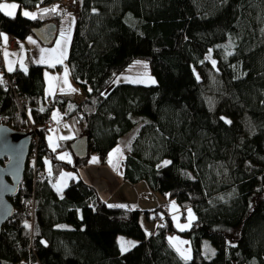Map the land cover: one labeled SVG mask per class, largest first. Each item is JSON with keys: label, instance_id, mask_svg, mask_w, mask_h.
I'll return each mask as SVG.
<instances>
[{"label": "trees", "instance_id": "1", "mask_svg": "<svg viewBox=\"0 0 264 264\" xmlns=\"http://www.w3.org/2000/svg\"><path fill=\"white\" fill-rule=\"evenodd\" d=\"M16 1L62 6L35 20L0 11V33L18 40L38 38L35 31L47 22L58 30L70 10L63 0ZM77 1L66 63L85 92L82 102L46 93L50 66L31 60L27 71L0 73V122L32 132L37 173L46 174L42 179L26 166L0 234V264H264V0ZM138 59L156 83L111 87ZM56 106L76 135L53 151L45 121ZM135 127L124 147V179L145 181L177 204L175 211L163 202L144 210L156 222L151 234L141 208L109 207L119 204L102 199L78 173L62 194L52 184L62 169L77 172L92 154L106 162ZM83 134L88 154L74 155L73 164L59 159L58 151ZM188 209L195 219L181 230L173 215L186 220ZM118 234L138 242L123 252L113 240ZM169 234L190 239L191 260L181 258ZM206 241L215 255L205 251Z\"/></svg>", "mask_w": 264, "mask_h": 264}, {"label": "rangeland", "instance_id": "2", "mask_svg": "<svg viewBox=\"0 0 264 264\" xmlns=\"http://www.w3.org/2000/svg\"><path fill=\"white\" fill-rule=\"evenodd\" d=\"M1 2L2 3H16L18 5V7L20 6L19 2L16 1V0H2ZM18 7H17L16 10H14L15 13L17 12ZM21 7H22L23 11L25 10V11H28V12H38L39 9L44 8L41 5H39V8H37V7L36 8L35 7L29 8V7H25V6H21ZM67 13H71L72 15L71 16L65 15V17H63L64 19L59 24L58 33L55 36V39L53 40L52 43H49V44L40 43V46L36 50H34V52H33V50L32 51H29L28 50V52L32 53L30 56L33 57V61L35 63H38L37 61L40 59L41 49H51V48H54L56 46V41L60 40V33L67 31L71 27V39H70V43L68 45V50H67V56H68L69 51H70V46H71V40H72V37H73V34H74L76 16H75V14H74V12L72 10H67ZM47 16H48V14L47 15H44L42 17H47ZM72 17H75L74 23L72 21ZM30 37L33 38L34 40L38 41L36 39V37H34V35L33 36H30ZM14 41H15L14 39H13L12 42L9 40L10 44H14L15 43ZM0 46L2 47L1 42H0ZM19 50H21V48ZM5 52H7V51H5ZM5 52H4V54H5ZM10 52H12L11 55L14 54L13 51H10ZM7 53H9V51ZM34 55L37 58V60L34 58ZM11 58H12V60H14V59H17V56H16V58H13V56ZM66 59L64 60V64H62V67L60 69L61 70L62 78H63V75H64L65 66L67 67L68 74L70 75V71H69L68 65L66 63ZM138 61L141 62V63H137ZM22 65H23L22 67L24 68V64H22ZM47 68H49V67H47ZM47 68L45 67V69H46L47 72H52V71H49ZM62 78H61V81H62ZM149 78H154L155 79V77L150 73V71H149V69L147 67L146 61L144 59H138L134 64H132L131 66L125 68L123 71H121L120 73H118V75L114 79L113 84L111 85V87L113 85L119 83V82L138 83V82H133V81H138V80H143L144 81L143 83H140V84L149 85V84H151L149 82ZM71 80L73 81L72 77H71ZM61 84H62V82H61ZM52 111L58 113V117L56 119H54L53 118V115H52V119L59 126V128L61 130L60 132H61L62 135H69V134H71V132H74L73 131L74 128L71 125V122L69 120H67L63 116L62 111L60 110V108L58 106L54 107V109ZM56 124H55V126H56ZM136 130H137V127H135L132 131H130V133H128L127 135H125L122 138V141L119 143V145L117 147H119L122 150H124V147L128 143L127 140H129V139L132 138V136L134 135V133L136 132ZM74 135H75V133H74ZM64 137H70V136H64ZM63 149L64 148H62V149H60L58 151V153H57V156L58 157L60 156V154L67 153ZM68 152H70V151H68ZM92 158L90 156L89 162L91 161ZM46 160L47 161H50L49 159L45 158V161ZM30 161H31V159H28L27 160V165L26 166L30 165V163H31ZM66 161H68V160H66ZM45 169L48 171V164H46V163H45ZM51 169H52V172H53V166H52V164H51ZM48 173H49V171H48ZM61 173H70L71 174L70 177H67L66 178L67 184L69 183L70 179L76 175V171L73 170V169H70V168H64V169H62L58 173L57 177L54 180H52V184H53V186H54L55 189H56L57 183L60 181V174ZM62 189H64V187H62ZM130 189H131V191L128 192V193H127V190L128 189L126 188L122 192H119L118 194H116L115 196H113V198L111 200H109V201L106 200V201L108 203H112V204H118V201H120V202H124L125 201V204L124 205H127V206H129L131 208H134V207L141 208L142 209V212L140 214V222H141V224H142V226L145 229V231H146L147 234H151L152 233V231L154 230V226H155V223L156 222H153L152 220H149L148 219V217L146 216V214L144 212L145 209H153L157 205H159V203H161V202L166 203V205L170 208L171 211H175L174 208H173V202L175 203V208H177V204H176V202H175L174 199L171 198L172 202H169L168 200H169L170 197H165V196H163L159 192H155V191H152L151 189H149L148 191L153 192L154 194L152 195L150 193L152 195L153 199L152 198L147 199V198H145V197H147V195H144L145 194L144 193L145 190H141L139 188H137V189L136 188H134V189L133 188H130ZM125 194L127 196L126 198L123 197ZM165 200H167V201H165ZM192 213H194V212L192 211ZM186 216H187V219L186 220H182L180 218L179 214H174L173 215V217H177L178 218V220H175V223L178 222L181 225L188 223V212H187ZM117 236H118L117 237V241H118L119 245H120V242H121V238H123L124 241L133 242L134 245L138 242V240L135 239V238H133V237H128V236H125V235H122V234H118ZM169 237H176V238H178V241H187L188 243L183 244V245H179V246L181 248H185V249H189L190 248V250H191V256H192V246H191L190 239L185 238V237H182V236H180L178 234H169V236H168V241L169 242H170ZM178 241H171L170 244L173 246V244H177ZM206 245H207V247H210V248L213 249V245L206 241L204 243V249H205V251L207 250ZM130 248L131 247H129V249ZM208 254L211 255V253H208ZM236 264H241V263H236ZM250 264H258V263H257L256 260H252Z\"/></svg>", "mask_w": 264, "mask_h": 264}, {"label": "crops", "instance_id": "3", "mask_svg": "<svg viewBox=\"0 0 264 264\" xmlns=\"http://www.w3.org/2000/svg\"><path fill=\"white\" fill-rule=\"evenodd\" d=\"M1 1L2 0H0V3H2ZM54 5H59L60 9H62V6L59 2L49 3V4H45V5H41V6L44 8H51ZM17 11H20L22 13L23 9H22L21 5L18 7ZM49 15H51V14H48V16ZM65 15H67V12H65ZM65 15H64V17H65ZM63 19L64 18H62V20ZM62 20H61V22H62ZM58 29H59V27H58ZM57 33H58V30L56 31V35H57ZM3 34H6V33H3ZM6 35L8 37L6 45L4 44L3 39L0 38V42L2 44V47L0 46V51L2 52L3 62H4L6 70L8 71L9 61L12 62L11 66H12L13 70L16 68H19V69H25L26 68L27 69L29 62L31 60L33 61V57L30 56L32 53L28 52V50L29 51L33 50V52H34V50H36L40 46L41 41H36L32 38V40L36 41V43H31L28 41V39H27L28 37L25 38L24 40H21V41L14 38L15 43L10 44V42H9L10 36L8 34H6ZM36 39L40 40L39 38H36ZM20 48H21V50H19ZM3 51L4 52L9 51L10 56L6 57ZM10 51H13L14 54L11 55L12 52H10ZM12 56H13V58H16V56H17V59L12 60V58H11ZM34 58L37 60L35 55H34ZM22 64H24V68L22 67ZM43 65H46V64H43ZM46 66H49V65H46ZM47 69L49 71H52V72H47L46 69L44 70V78H45V86H46V93L47 94L49 93V83H48L49 76H55V77L60 78L57 81L53 82L54 84L57 85V87L55 89V95L63 97L64 99H69V100L77 102V103H80L85 99V92L83 91V88H81L74 80H73L74 81L73 82L71 80V76L69 74H68L69 83L72 85L73 88L78 89V91H76V92H71V91L61 92L59 90V88L64 86L61 84V82H62L61 81L62 75H61V70H60L61 68H50L49 67ZM45 73H48V76H46ZM53 112L54 111L51 112V116H52ZM60 131L61 130H60L59 126L56 124V126H54V128L51 130L50 134L48 135L47 142L51 148H52V146L49 143V139H48L49 136H51L53 138V140H57V138L61 137V136H63V137L64 136H70L72 138V137H75V135H76V134L74 135V133H75L74 130H73L74 132H71V134H69V135H62ZM63 140L64 139H60L57 142L60 143ZM114 149H116V148H114ZM63 150H65L69 154L70 162H71V164H73L75 158H74V154L71 151V148L65 147ZM113 150L111 151V153H113ZM68 151H70V152H68ZM124 153L125 152L123 150V155H124ZM96 155L97 154L91 155V158L92 157L98 158L97 162H93V158H92L91 161L88 162L86 165L78 167L76 173H78L84 181L92 184L96 188L99 196L102 199L109 201L113 198V196H115L119 192H122L126 188L128 189L127 193L131 191L130 188H133V189L139 188L141 190H145L146 192L144 191V193L147 194V196L154 194L153 192L148 191L150 188L146 182L141 180V181L133 183V182H129V181L124 179V177L122 175V167H123L122 159H119L118 167H114L113 164L109 163V155H108L106 162H102L101 159L99 158V156L98 155L96 156ZM65 160H67V159H65ZM115 161H116V158H114V163H115ZM63 190L64 189H62V191H60V192H58L57 190L56 191L59 194H62ZM123 197L126 198L127 197L126 194ZM152 199H153V197H152ZM118 204L124 205L125 201L124 202L118 201ZM117 237L118 236L115 235V237L113 238L115 243L118 242Z\"/></svg>", "mask_w": 264, "mask_h": 264}, {"label": "snow or ice", "instance_id": "4", "mask_svg": "<svg viewBox=\"0 0 264 264\" xmlns=\"http://www.w3.org/2000/svg\"><path fill=\"white\" fill-rule=\"evenodd\" d=\"M18 7V5L16 3H0V11H3L4 14H6L9 17H13L15 16V11ZM37 8H39V5H37ZM61 9L59 7V5H54L51 8H42L39 9L38 12H28V11H22V15L25 17H28L30 19H37L38 16L42 17L44 15L47 14H56L58 12H60ZM93 11L95 12L96 9H93ZM68 16H71V13H67ZM72 21L74 23L75 21V17H72ZM0 38L3 39L4 44H7V35L0 33ZM29 42L31 43H36V41L32 40L31 37L27 38ZM70 39H71V27L65 31V32H61L60 33V40L56 41V46L54 48L51 49H41V54H40V59L37 61L40 64H46L49 65L50 67L55 68L58 64H64V60L67 58V50H68V45L70 43ZM231 54V53H229ZM10 54L5 52V56H9ZM213 65L216 64L215 60L211 61ZM11 61H9V67H8V71H13V68L11 66ZM137 63H141V62H137ZM23 66V65H22ZM25 71H27V69H24ZM46 76H48V73H45ZM197 78H199L197 76ZM58 79H60L59 77H55V76H49V95L54 96L55 95V89L57 87L56 84H54V81H57ZM133 82H138V83H143V80H138V81H133ZM149 82L152 84H155L156 81L154 78H149ZM4 81L2 80V77H0V84H3ZM86 83V82H85ZM62 84L64 86L60 87L59 90L61 92H65V91H71V92H76L78 91V89H75L72 87V85L69 83L68 81V69L65 66V70H64V75L62 78ZM88 91L91 92L92 88L89 87ZM41 111H43V109H41ZM29 114H30V110H29ZM53 118L56 119L58 117V113L57 112H53ZM223 119V118H222ZM228 123H231V121H227ZM67 126V125H66ZM51 131V130H50ZM71 137H58L57 140H53V138L51 136H49V143L52 146L53 151H55L58 147H59V143L57 142L60 139H70ZM130 148V145H129ZM59 159L61 160H69L70 161V157L68 153H63L61 154L59 157ZM114 158H116V161L114 163ZM123 158V150L119 147H117L116 149L113 150V153L109 154V163L113 164L114 167H118L119 164V159ZM98 158H93V162H97ZM46 164H48V171H49V175L52 174V169H51V162L50 161H45ZM171 161H163V166H167L168 164H170ZM159 167V165H158ZM71 174L70 173H61L60 174V181L57 183L56 185V190L58 192L62 191V187H66L67 186V182H66V178L70 177ZM109 207H128L127 205H109ZM134 207V206H133ZM173 208L175 209V203L173 202ZM174 220H178L177 217H173ZM195 219L194 214L192 213L191 209H188V223L186 224H179L178 222L176 223V227L181 229V230H185L187 229L190 225L192 220ZM163 226V225H161ZM30 227V226H29ZM60 227H64V226H60ZM170 242L171 241H178V238L176 237H169ZM42 243H44L46 245V241H42ZM188 243L187 241H178L177 244H173V247L175 248V250L177 251V253H179V255L181 256V258L187 262L189 260H191V250L189 249H185V248H181L179 245H183ZM134 246L133 242L130 241H124L123 238H121V242H120V247L121 250L123 252L128 251L129 247ZM207 247V245H206ZM207 251L210 252L212 255H215V251L213 249H211L210 247H207Z\"/></svg>", "mask_w": 264, "mask_h": 264}, {"label": "water", "instance_id": "5", "mask_svg": "<svg viewBox=\"0 0 264 264\" xmlns=\"http://www.w3.org/2000/svg\"><path fill=\"white\" fill-rule=\"evenodd\" d=\"M56 31V25L47 22L35 33L41 41L49 44L54 40ZM31 139L32 132L0 122V234L15 210L10 198L16 194L23 181ZM87 145V136L83 134L71 143L70 148L76 157H84L88 154Z\"/></svg>", "mask_w": 264, "mask_h": 264}, {"label": "built area", "instance_id": "6", "mask_svg": "<svg viewBox=\"0 0 264 264\" xmlns=\"http://www.w3.org/2000/svg\"><path fill=\"white\" fill-rule=\"evenodd\" d=\"M62 4L66 8L72 10L75 15L78 14L79 2L77 0H63ZM13 39H14V37L10 36V41L11 42L13 41ZM0 73H5V65H4V62H3V56H2L1 51H0ZM6 77H7V81L9 82V84H11L13 79L10 76H8V75ZM45 125L47 126L48 131H50V130H52L54 128L55 122L51 118V116H47L46 121H45ZM28 159H31L30 166H31V169L33 170L34 174L38 175V177L44 179L46 177L45 173H42V172L37 173L38 172V165H37V138H32ZM33 203H30V205H29L31 211H33V209L35 207V206H33Z\"/></svg>", "mask_w": 264, "mask_h": 264}]
</instances>
